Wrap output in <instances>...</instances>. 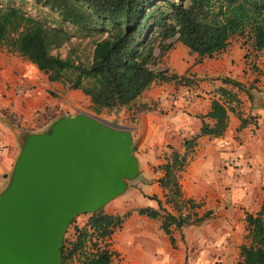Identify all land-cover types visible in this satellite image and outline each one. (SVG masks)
<instances>
[{
  "label": "crops",
  "instance_id": "1",
  "mask_svg": "<svg viewBox=\"0 0 264 264\" xmlns=\"http://www.w3.org/2000/svg\"><path fill=\"white\" fill-rule=\"evenodd\" d=\"M249 52L247 55L243 40L237 36L216 57L199 61L177 41L156 70L168 71V75L186 74L194 83L186 87L174 82L157 83L131 105L112 110L133 117V106L138 108L133 126L119 127L132 129L139 143L135 151L137 179L102 209L117 217L129 213L104 242L113 253L112 264H214L217 257H223V264L238 262L239 247L247 233L245 217L255 216L264 204V50ZM223 78L245 86L256 81L259 92L253 93L251 101L245 92L223 83ZM220 89L235 94L240 103H230L232 110L223 136L196 140L178 176L183 197L196 205L193 209L185 206L182 215L211 216L200 225L171 226L172 245L162 230V218L151 219L137 210H157V203L150 199L153 196L164 202L157 182L163 173L157 168L170 148L185 153L184 142L199 133L203 122L214 124L207 115L212 101L220 99ZM74 96H83L92 106L80 91L49 82L28 61L0 48V191L19 153L20 135L41 131L40 127L60 117L75 115L59 112L71 106L68 100ZM143 106L154 110L145 112ZM239 116L248 121L242 128ZM138 120L140 136L135 129ZM163 206L172 215H179L170 205ZM86 223L73 225L83 228Z\"/></svg>",
  "mask_w": 264,
  "mask_h": 264
},
{
  "label": "trees",
  "instance_id": "2",
  "mask_svg": "<svg viewBox=\"0 0 264 264\" xmlns=\"http://www.w3.org/2000/svg\"><path fill=\"white\" fill-rule=\"evenodd\" d=\"M28 1L54 14L53 25L29 14L25 9ZM237 36L249 50H264V0H0V48L28 61L49 82L80 91L97 113L127 107L157 83L193 84L186 74L168 75V71L154 69L174 48L172 40L177 38L202 61L219 55ZM73 37L93 40L88 63L53 54ZM221 80L245 92L251 101L253 93L259 92L256 81L245 86L229 78ZM219 97L212 101L207 115L214 124L203 122L199 133L184 142L187 151L181 154L170 148L157 168L163 173L157 182L164 202L153 196L150 199L157 203V210H137L151 219L162 218V230L172 245L171 226L200 225L211 216L182 215L185 206L193 209L196 205L183 197L178 176L196 140L223 136L230 103H240L225 89L219 90ZM143 110L154 108L143 106ZM239 118L242 128L248 121ZM163 203L179 215L169 213ZM124 217L103 210L88 215L83 228H74L72 240L64 238L62 264H112L113 253L104 242L121 227ZM245 223V243L239 247L236 264H264V204L255 216L247 214Z\"/></svg>",
  "mask_w": 264,
  "mask_h": 264
},
{
  "label": "water",
  "instance_id": "3",
  "mask_svg": "<svg viewBox=\"0 0 264 264\" xmlns=\"http://www.w3.org/2000/svg\"><path fill=\"white\" fill-rule=\"evenodd\" d=\"M138 144L132 129L81 111L21 134L0 191V264H62L72 221L98 213L137 179Z\"/></svg>",
  "mask_w": 264,
  "mask_h": 264
},
{
  "label": "rangeland",
  "instance_id": "4",
  "mask_svg": "<svg viewBox=\"0 0 264 264\" xmlns=\"http://www.w3.org/2000/svg\"><path fill=\"white\" fill-rule=\"evenodd\" d=\"M26 11L39 18V19H47L50 21L53 25V18L54 14H50L48 11L41 10L36 8L32 2L28 1L27 5L25 6ZM175 43V42H174ZM245 47L246 54L249 55V51H247ZM93 50V40L92 39H79L78 37H73L69 43L65 44L62 46L60 49L54 50L53 54L54 55H59L62 58H65L67 56H71L74 60L83 62V63H88L91 58ZM252 64V63H250ZM154 69H159L158 67H155ZM68 102L71 103V106L64 108L63 110L59 111L61 114L66 113V114H76L77 111H75L74 108L79 109L81 112L90 114L92 116L98 117L101 120H105L104 122L114 125V126H127V127H132L134 124V120L137 119L136 113H138V108L134 105V113L133 117L131 115H128L126 112L121 113V112H103V113H97L90 104H88V101L86 98L81 96L80 98L77 97H72L71 99L68 100ZM144 111V110H143ZM136 127V135L140 136V131H141V123L140 120L135 123ZM45 126V125H44ZM125 127V128H127ZM45 127H40V129H43ZM135 185V184H132ZM131 185V188L133 187ZM77 222L75 223H86L88 220L87 215H81L77 217ZM75 225H71L68 227L67 234L65 235V238L68 240L73 239V232H74Z\"/></svg>",
  "mask_w": 264,
  "mask_h": 264
},
{
  "label": "built area",
  "instance_id": "5",
  "mask_svg": "<svg viewBox=\"0 0 264 264\" xmlns=\"http://www.w3.org/2000/svg\"><path fill=\"white\" fill-rule=\"evenodd\" d=\"M246 50L249 51V49H246ZM223 262H224L223 257H217L214 264H223Z\"/></svg>",
  "mask_w": 264,
  "mask_h": 264
}]
</instances>
